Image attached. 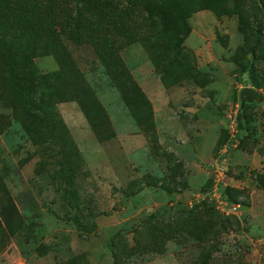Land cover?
<instances>
[{
	"label": "rangeland",
	"instance_id": "rangeland-1",
	"mask_svg": "<svg viewBox=\"0 0 264 264\" xmlns=\"http://www.w3.org/2000/svg\"><path fill=\"white\" fill-rule=\"evenodd\" d=\"M41 1L45 18L32 19L43 18L54 30L64 60L59 66L53 55L33 56L35 69L60 70L78 83L81 75L104 117L87 120L74 100L57 103L59 121L37 144L22 126L26 120L19 108L9 105L11 81L1 68L0 264H29L35 258L68 264L74 257L80 264H113L114 236L131 245L141 224L192 210L215 213L212 221L220 227L210 242L176 232L162 253L143 249L124 261L119 255L116 264H202V258L205 264H264V25L255 50L256 82L239 67L249 55L257 0H209L216 10L189 12L182 45L190 52L174 62L170 51L178 24L166 29L144 8L158 0H99L121 14L115 25L121 23L122 31L111 30L110 19L99 27L91 0L81 10L85 39L106 33L149 102L151 86L165 88L154 98L168 97L172 129H155L145 112L135 118L94 47L77 43L76 4L83 0ZM170 1L175 7L181 3ZM174 15L171 10L172 21ZM13 20L0 12V22ZM33 35L48 37L41 29ZM183 62L202 76L193 78ZM65 88L72 95V85ZM242 88L255 96L244 100L250 104L245 137L237 135L235 120Z\"/></svg>",
	"mask_w": 264,
	"mask_h": 264
},
{
	"label": "trees",
	"instance_id": "trees-1",
	"mask_svg": "<svg viewBox=\"0 0 264 264\" xmlns=\"http://www.w3.org/2000/svg\"><path fill=\"white\" fill-rule=\"evenodd\" d=\"M84 1H86L85 4ZM91 1L89 8L95 13L99 27L104 21L110 19L112 23L114 22L110 29L122 31L121 23L119 26L115 25L117 15L121 16V14L117 13L115 7L113 9L105 8L101 1ZM44 3L41 0H0L1 14L6 19H14V23L5 24L0 22V52L5 57L3 62L0 61V70L4 68L6 70L4 76L11 81L9 105L13 109L19 108V112L26 120L25 125L22 124V126L25 127L31 137H35L37 144L49 138L55 121H59L56 110L57 103L67 100L76 101L87 120L96 121L104 117L102 106L95 99L93 93L85 86L81 75H79L81 82L78 83L72 81L69 75L60 72V70L41 73L35 69L32 61L33 56L53 55L59 66L64 60L62 58L64 47L55 38L54 30L43 18H39L38 20L40 21L32 19L36 14L39 17H44ZM87 3L88 0H83L80 5L76 4L75 13L80 17L76 16L78 23L77 39H79L77 43H90L94 47L97 56L101 58V62L105 66L106 74H108L111 82L125 100L130 113L134 117H138V113L145 112L147 115L146 120L152 122L150 102L126 71L108 35L106 33L103 36L99 34L96 37L97 39L92 35L91 41L85 39L88 25L85 23L87 22L85 17L81 16V10L86 7ZM20 7H22L21 10ZM144 8L150 18H158L163 27L167 25L166 29L178 24L177 29L174 30V39L176 40L174 50L171 49L170 51L171 60L174 59L172 60L173 62L180 60L181 55L185 51L190 52L182 45V40L189 32L186 24L187 14L204 8L216 10L215 5L209 0H181V3L176 7L170 0H158L157 2H145ZM256 8L258 15L250 26L251 39L247 46L249 55L239 66L240 72L251 83L256 82L258 74L254 62L257 59L255 50L260 44L261 27L264 25V0H257ZM171 10L175 12L173 21L170 17ZM106 25L108 26L109 24L106 23ZM40 29L43 33L48 34V37L43 40L33 35ZM100 42L103 45L105 44V46L98 48L99 46L97 45ZM183 64L188 71L190 69L193 78L202 76L195 68L192 69L190 65L184 62ZM57 80L59 81L58 84ZM67 84L72 85V95H68L65 88ZM249 106L250 104L244 101L242 106L239 105L236 112V130L237 135L240 137L248 135L250 130L247 113ZM224 193H227L226 190ZM229 197L230 200H233L230 195ZM214 217L217 218L213 212L207 213L206 210H192L186 212L185 216L166 220L151 219L135 229L131 245L125 244L124 239L123 243L116 242L114 236L111 243L113 264H116V259L119 255H122V261H124L132 254L143 249L162 253L166 240L175 235L176 232L186 231L188 235L198 241L208 243L218 232L217 224L220 227L219 221H212ZM16 225L14 224V226L8 228L10 233H14ZM200 262L205 264V258H202ZM68 264H80V261L74 257L69 260Z\"/></svg>",
	"mask_w": 264,
	"mask_h": 264
},
{
	"label": "crops",
	"instance_id": "crops-1",
	"mask_svg": "<svg viewBox=\"0 0 264 264\" xmlns=\"http://www.w3.org/2000/svg\"><path fill=\"white\" fill-rule=\"evenodd\" d=\"M162 85L160 83L154 84V86H151V99L150 105L152 109V120L155 122V129H161L164 125L167 126V128L172 129L174 127V124L172 122L175 120L173 110L169 107L168 103V97H164L163 99H155V92L158 89H165L164 87H161ZM161 90L158 92L160 93ZM164 94V93H163ZM163 123V124H162ZM52 260L50 262L45 261V259L42 258H35L32 262L29 264H53Z\"/></svg>",
	"mask_w": 264,
	"mask_h": 264
},
{
	"label": "water",
	"instance_id": "water-1",
	"mask_svg": "<svg viewBox=\"0 0 264 264\" xmlns=\"http://www.w3.org/2000/svg\"><path fill=\"white\" fill-rule=\"evenodd\" d=\"M240 96H241V101H240V106H242L244 100H252L254 99V92L250 88H242L240 90Z\"/></svg>",
	"mask_w": 264,
	"mask_h": 264
}]
</instances>
